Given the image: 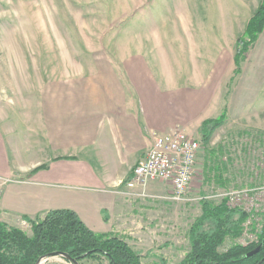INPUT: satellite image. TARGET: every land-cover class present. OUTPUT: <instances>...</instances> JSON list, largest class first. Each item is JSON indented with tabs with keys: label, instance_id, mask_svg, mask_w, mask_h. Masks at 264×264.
Wrapping results in <instances>:
<instances>
[{
	"label": "rangeland",
	"instance_id": "374dc122",
	"mask_svg": "<svg viewBox=\"0 0 264 264\" xmlns=\"http://www.w3.org/2000/svg\"><path fill=\"white\" fill-rule=\"evenodd\" d=\"M259 3L0 0V126L12 141L11 152L31 155L32 118L45 110L48 97L56 106L65 87L96 78L126 56L139 55L152 67L165 66L182 86L198 90L195 82L207 76L212 61L227 59ZM231 59V71L221 77L218 95L210 97L211 118L226 108V121L207 140L200 130L186 136L200 142V151L185 199L170 200L173 191L156 181L147 186L146 197L128 206L131 212L122 224L129 230L119 237L142 258V264H179L185 259L190 250L188 232L202 214V202L217 205L227 200L231 209H253L246 213L240 236L227 237L219 253L256 239L264 214V33L230 83L235 68ZM212 151L215 156L209 154ZM205 164L219 166L221 184L204 173ZM240 191L247 194L230 196ZM254 208L260 209L258 213H253ZM17 225L30 234L28 223ZM212 226L206 224L204 229ZM40 261L72 264L61 255ZM81 264L109 262L102 258Z\"/></svg>",
	"mask_w": 264,
	"mask_h": 264
},
{
	"label": "crops",
	"instance_id": "0c3cea01",
	"mask_svg": "<svg viewBox=\"0 0 264 264\" xmlns=\"http://www.w3.org/2000/svg\"><path fill=\"white\" fill-rule=\"evenodd\" d=\"M232 56L234 45L226 60L212 61L207 76L195 82L198 90L182 86L165 66L126 56L96 78L65 87L56 106L48 97L45 110L32 118L30 156L11 152L12 141L0 126V222L18 226L24 217L70 210L92 232H128L122 223L139 198L124 183L154 134L194 136L212 119L210 97L218 95L221 77L231 71Z\"/></svg>",
	"mask_w": 264,
	"mask_h": 264
},
{
	"label": "trees",
	"instance_id": "16d2710c",
	"mask_svg": "<svg viewBox=\"0 0 264 264\" xmlns=\"http://www.w3.org/2000/svg\"><path fill=\"white\" fill-rule=\"evenodd\" d=\"M263 31L264 0H260L243 34L235 41V68L230 83L241 73L246 54L257 43ZM226 119L225 108L218 117L204 120L200 126L203 139L207 140ZM216 153L212 151L209 154L215 156ZM204 173L211 174L216 183L221 182L217 176L219 166L205 164ZM201 208V216L194 221L188 232L190 250L179 264H264V214L255 241L247 246L234 244L224 253H219L218 247L227 237L235 240L240 236L241 225L248 215L239 209L229 208L226 201L217 205L202 202ZM23 220L30 225V234L0 222V264H38L42 258L57 255H66L78 264L102 258L108 260L109 264H142V258L122 238L115 234L92 232L73 211L52 210L41 218L32 220L24 217ZM209 223L213 225L212 228L205 230L204 226Z\"/></svg>",
	"mask_w": 264,
	"mask_h": 264
},
{
	"label": "built area",
	"instance_id": "2783aa9c",
	"mask_svg": "<svg viewBox=\"0 0 264 264\" xmlns=\"http://www.w3.org/2000/svg\"><path fill=\"white\" fill-rule=\"evenodd\" d=\"M199 151V141L188 139L178 131L166 135L154 134L144 158L134 167L131 177L124 183L126 191L138 198H144L147 186L158 181L171 185L173 192L170 200L183 201L192 184ZM243 194L247 193L240 191L231 193L230 196L241 197ZM259 210L254 208L253 213H258ZM252 211L253 209L244 210L245 213ZM261 212L264 213V207ZM251 242L253 241L249 243Z\"/></svg>",
	"mask_w": 264,
	"mask_h": 264
},
{
	"label": "water",
	"instance_id": "95a60500",
	"mask_svg": "<svg viewBox=\"0 0 264 264\" xmlns=\"http://www.w3.org/2000/svg\"><path fill=\"white\" fill-rule=\"evenodd\" d=\"M253 253H254V252H253ZM253 253H252V254H253ZM61 256L64 257V258H66V259H68L69 261H71L70 258H69L68 256H66V255H61ZM39 262H41V261H39ZM71 263H72V264H77V263L74 262V261H71Z\"/></svg>",
	"mask_w": 264,
	"mask_h": 264
},
{
	"label": "bare ground",
	"instance_id": "6f19581e",
	"mask_svg": "<svg viewBox=\"0 0 264 264\" xmlns=\"http://www.w3.org/2000/svg\"><path fill=\"white\" fill-rule=\"evenodd\" d=\"M44 259V258H43Z\"/></svg>",
	"mask_w": 264,
	"mask_h": 264
}]
</instances>
